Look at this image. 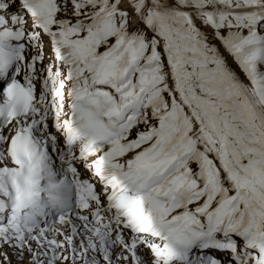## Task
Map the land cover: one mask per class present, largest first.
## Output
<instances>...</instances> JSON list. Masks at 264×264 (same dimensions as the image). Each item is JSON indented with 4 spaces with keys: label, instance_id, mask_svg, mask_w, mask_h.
<instances>
[{
    "label": "snow or ice",
    "instance_id": "obj_1",
    "mask_svg": "<svg viewBox=\"0 0 264 264\" xmlns=\"http://www.w3.org/2000/svg\"><path fill=\"white\" fill-rule=\"evenodd\" d=\"M0 264H264V0H0Z\"/></svg>",
    "mask_w": 264,
    "mask_h": 264
}]
</instances>
